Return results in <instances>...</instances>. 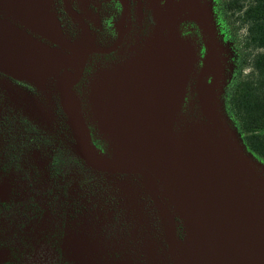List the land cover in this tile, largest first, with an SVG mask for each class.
<instances>
[{
    "label": "water",
    "instance_id": "95a60500",
    "mask_svg": "<svg viewBox=\"0 0 264 264\" xmlns=\"http://www.w3.org/2000/svg\"><path fill=\"white\" fill-rule=\"evenodd\" d=\"M50 1L0 0V71L36 85L54 80L80 157L98 170L139 175L161 219L159 239L145 245L143 260L83 244L77 248L81 263L264 264V162L247 150L221 111L229 65L205 0H152L163 4L156 7V25L144 45L95 78L93 88L127 98L144 133L143 150L112 156L92 144L73 91L88 50L63 40ZM184 21L199 27L206 48L202 66L197 37L180 29ZM189 92L195 97L186 112ZM223 116L240 148L228 142ZM135 155H144L145 162L129 160Z\"/></svg>",
    "mask_w": 264,
    "mask_h": 264
},
{
    "label": "flooded vegetation",
    "instance_id": "af4514ba",
    "mask_svg": "<svg viewBox=\"0 0 264 264\" xmlns=\"http://www.w3.org/2000/svg\"><path fill=\"white\" fill-rule=\"evenodd\" d=\"M161 4L49 2L63 40L88 50L73 86L77 99L88 105L95 78L144 45ZM180 29L197 37L202 66L206 48L199 27L184 21ZM194 97L188 93L186 112L193 110L189 102ZM60 98L54 80L36 85L0 71V264H82L77 248L83 244L143 260L145 245L159 239L161 230L150 193L139 175L98 170L80 157ZM90 138L103 153L105 144L95 131ZM129 183L135 192L126 193ZM178 234L183 235L181 224Z\"/></svg>",
    "mask_w": 264,
    "mask_h": 264
},
{
    "label": "trees",
    "instance_id": "16d2710c",
    "mask_svg": "<svg viewBox=\"0 0 264 264\" xmlns=\"http://www.w3.org/2000/svg\"><path fill=\"white\" fill-rule=\"evenodd\" d=\"M235 71L223 95L225 112L248 151L264 162V0H214Z\"/></svg>",
    "mask_w": 264,
    "mask_h": 264
},
{
    "label": "rangeland",
    "instance_id": "374dc122",
    "mask_svg": "<svg viewBox=\"0 0 264 264\" xmlns=\"http://www.w3.org/2000/svg\"><path fill=\"white\" fill-rule=\"evenodd\" d=\"M207 7L210 8L211 18V28L212 32L219 39L223 38L220 43L221 54H223V59L228 61L227 71L222 78L221 88L225 90L226 86L230 82L233 73L235 71V44L229 42L223 32V26L219 22L216 11L214 0H205ZM217 32L219 35H217ZM220 35L222 36L220 38ZM225 92V91H224ZM224 92L222 93L223 96ZM120 94L106 93L103 91L101 86L94 87L91 90V101L87 105L83 100L78 98V104L80 111L84 114V124L91 134V131H95L96 135L104 142L105 150L102 154L112 156L116 152L133 153L144 149V133L141 131L137 121L131 117L130 105H128L127 98H121ZM222 99V98H221ZM222 102V101H221ZM221 111L224 109V99L223 105L220 103ZM224 113V112H223ZM225 124V130L230 135L228 142L234 147H241V141L237 133L230 130V124L227 119L223 116ZM143 138V140H142ZM101 153V152H100ZM144 155L132 156L129 160L133 161L135 164H142L145 162ZM118 157V156H115ZM119 158V157H118ZM247 164L253 167L252 157L247 156ZM139 177V176H138ZM127 184L126 193L135 192L136 188ZM125 189V188H123ZM139 194H143L142 190H137ZM138 194V195H139ZM131 197V196H130ZM96 248L98 246H93ZM123 255V254H122Z\"/></svg>",
    "mask_w": 264,
    "mask_h": 264
}]
</instances>
